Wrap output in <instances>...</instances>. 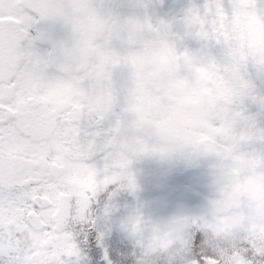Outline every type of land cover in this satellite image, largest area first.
<instances>
[{
    "label": "snow or ice",
    "instance_id": "snow-or-ice-1",
    "mask_svg": "<svg viewBox=\"0 0 264 264\" xmlns=\"http://www.w3.org/2000/svg\"><path fill=\"white\" fill-rule=\"evenodd\" d=\"M235 6L202 0L185 9V36L201 45L193 50L170 21L121 15L101 0H0V264H87L82 244L104 236L94 214L100 195L106 217L121 189L138 188L134 160L174 154L214 157L216 194L206 212L169 219L190 243L155 264H264V205L245 186L253 165L264 171V87L253 79L264 78V65L243 49L233 75L222 23ZM247 7L264 19V0ZM157 37L187 62V91L216 74L219 87L199 112L175 88L181 78H166L152 51ZM88 172L95 190L73 182ZM209 224L223 243L206 242ZM152 225L139 209L121 220L139 237L135 264L146 259ZM104 259L112 264L107 251Z\"/></svg>",
    "mask_w": 264,
    "mask_h": 264
},
{
    "label": "flooded vegetation",
    "instance_id": "flooded-vegetation-1",
    "mask_svg": "<svg viewBox=\"0 0 264 264\" xmlns=\"http://www.w3.org/2000/svg\"><path fill=\"white\" fill-rule=\"evenodd\" d=\"M101 2L111 6L121 15H135L142 19L147 14L153 23L161 18L170 21L172 32L179 37H184L178 43L182 47L186 46L189 49H195V38L185 36L186 27L183 17L185 9L190 4H199L196 3V0H101ZM142 5H146V7ZM226 35L232 36L233 34L230 32L223 34V36ZM238 49L241 52L243 50L241 48ZM216 54H219V50H217ZM155 58L168 72L172 71L173 58L169 53L165 52ZM205 79H210V77L205 76ZM174 86L180 93L184 103L198 106L202 96L212 95L213 90L219 87V82L214 81L212 86L204 87V92L187 91L182 80L176 81ZM250 110L253 112L257 111L256 106L252 105ZM256 147H259V145ZM214 163L215 158L212 156L191 158L177 154L165 158L154 155L141 156L134 160L131 165L138 184L135 194L133 195L125 189H121L118 194L123 195L128 201L130 208L127 211L129 213L133 209H139L145 220L153 224L156 223V225L159 221L161 222L160 217H162V220H169L174 216L199 215L207 211L209 201L216 194L214 181L217 169L213 167ZM77 176L79 179L93 178L96 180L95 175L91 172ZM245 186L253 193L257 201L264 205V181L249 177ZM153 204L154 207H152ZM165 204L166 208H159ZM94 214L96 216L99 215L95 212ZM161 226L165 227V229L170 228L171 238L173 239L170 242L171 246L176 247L187 242L190 243V238L183 231L180 232L178 227L173 225L170 227L162 223ZM150 229L151 226L147 231ZM205 236L206 242L211 245H219L225 241L224 236L216 234L209 229H205ZM261 238H264V236L262 235ZM149 239L150 237H147L148 241ZM158 239L160 242L166 243V237L159 236ZM164 255V252H160V257H164ZM148 258L152 259L149 254ZM153 262L155 263V261ZM186 263L189 264V262ZM210 264H215V261H210Z\"/></svg>",
    "mask_w": 264,
    "mask_h": 264
},
{
    "label": "rangeland",
    "instance_id": "rangeland-1",
    "mask_svg": "<svg viewBox=\"0 0 264 264\" xmlns=\"http://www.w3.org/2000/svg\"><path fill=\"white\" fill-rule=\"evenodd\" d=\"M202 0H196V3H201ZM251 10L247 7V0H236V6L233 9L232 17L227 23V21L222 23L223 34L229 32L233 34L224 36L225 40L228 41L232 39L235 41L237 48L245 49L243 45L247 46L250 42V36L255 30V25L252 21ZM261 19V18H260ZM264 21V19H261ZM181 32V31H180ZM236 34V35H234ZM200 42L195 39V49L199 48ZM254 83L257 84V88L264 87V78L258 77L253 73ZM204 88L200 89L199 92H204ZM258 121L261 125H264V116L258 117ZM93 178H81L78 176L73 177V182L81 188H87L95 190L97 182ZM106 195L101 194L99 197V204L96 205L94 212L98 213L96 230L102 231L104 233L103 239L101 242H97L95 235L93 234L91 242H84L82 248L85 252L87 258V264H106L104 259L105 251H107L109 258L112 260V264H135V258L140 254V248L137 244L138 236L131 234L127 229L121 227V220L125 219L129 212L127 209L130 208L128 201L121 194H116L112 198L113 210L108 216H103L102 209L103 205L106 202ZM154 207V204L152 205ZM159 208H166V204L160 206ZM171 209H173L171 207ZM126 210V211H125ZM125 211V214H124ZM174 213V211H172ZM175 214V213H174ZM158 224L154 223L151 226L149 231L145 232V244H146V259L143 264H154L155 257H160V252H164V257H172L173 255H180L187 251L188 242L181 244L180 246H171V232L170 228L165 229L161 226L166 224L170 227L171 224L168 222V219L162 220V217L159 218ZM206 229H209L216 234H219L217 229L209 224ZM159 230V236L166 237V243L160 242V248H157L155 251L151 252L152 259L148 258L149 249H148V240L147 237L151 238V233ZM178 230L182 232L179 228ZM220 235V234H219ZM264 236V228L261 230V236ZM222 236V235H221ZM187 261L184 262V264ZM167 264H172L171 260H167Z\"/></svg>",
    "mask_w": 264,
    "mask_h": 264
},
{
    "label": "clouds",
    "instance_id": "clouds-1",
    "mask_svg": "<svg viewBox=\"0 0 264 264\" xmlns=\"http://www.w3.org/2000/svg\"><path fill=\"white\" fill-rule=\"evenodd\" d=\"M252 13V21L255 25V30L250 36V42L246 46V54L249 58H251L255 63L264 65V21L260 19V17L251 10ZM229 47V54L232 57L231 61V70L233 75L235 76V67L236 63L239 60V55L241 51L237 48L235 41L229 39L228 41ZM152 51L155 56H160L161 54L167 52L169 53L173 60H172V71L165 74L166 78L176 77L179 76L181 80L185 78V74L188 71V64L186 61L177 57L174 53H170L165 45V42L162 38L157 37L152 41ZM210 77V79H205L207 86H212L214 81H217L216 74L208 72L206 75ZM137 102L135 99L130 100V106H136ZM191 108L194 112L200 111V106L191 105ZM253 175L251 177L255 178L256 180L264 181V171H262L258 165H253ZM159 230H156L151 233V238L148 242V249H149V257H151V252L155 251L157 248H160L159 242Z\"/></svg>",
    "mask_w": 264,
    "mask_h": 264
},
{
    "label": "water",
    "instance_id": "water-1",
    "mask_svg": "<svg viewBox=\"0 0 264 264\" xmlns=\"http://www.w3.org/2000/svg\"><path fill=\"white\" fill-rule=\"evenodd\" d=\"M51 31H53V33L56 35H62L63 34V30L60 28L59 25H52Z\"/></svg>",
    "mask_w": 264,
    "mask_h": 264
},
{
    "label": "trees",
    "instance_id": "trees-1",
    "mask_svg": "<svg viewBox=\"0 0 264 264\" xmlns=\"http://www.w3.org/2000/svg\"><path fill=\"white\" fill-rule=\"evenodd\" d=\"M242 47H246L245 45H243Z\"/></svg>",
    "mask_w": 264,
    "mask_h": 264
}]
</instances>
